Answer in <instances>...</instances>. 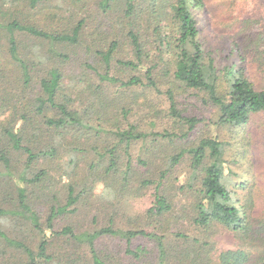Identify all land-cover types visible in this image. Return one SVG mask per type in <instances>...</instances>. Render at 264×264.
Instances as JSON below:
<instances>
[{
	"label": "trees",
	"instance_id": "obj_1",
	"mask_svg": "<svg viewBox=\"0 0 264 264\" xmlns=\"http://www.w3.org/2000/svg\"><path fill=\"white\" fill-rule=\"evenodd\" d=\"M255 1L0 0V264H264Z\"/></svg>",
	"mask_w": 264,
	"mask_h": 264
},
{
	"label": "rangeland",
	"instance_id": "obj_2",
	"mask_svg": "<svg viewBox=\"0 0 264 264\" xmlns=\"http://www.w3.org/2000/svg\"><path fill=\"white\" fill-rule=\"evenodd\" d=\"M215 3V2H213ZM213 5V4H212ZM254 10L251 11L250 13H245L244 16H254L256 18H258V20H260V24L261 26L264 28V0H256L254 3ZM211 9L213 10V14L211 17V20L215 21V17L219 12V9L217 8V5L214 4L213 7H211ZM215 28V27H214ZM216 30V28H215ZM210 31V30H209ZM212 44H214V42H211ZM140 99L143 97L139 94ZM183 98H185L184 100V106H185V112L187 114H192V115H197L198 117H204L206 119V121L203 124H200V126L196 129L193 130L190 138L195 139L196 137L202 135V134H207V133H211V134H215L216 132V125L213 124V120H214V113L211 109H209L206 106H202L201 103L199 102V99H197V97L195 95H193V93L191 92V90H187L185 91L183 94L178 96V102L179 103H183ZM152 106L155 105L157 107H165L166 103L164 98H158V97H153V103L151 104ZM162 115H164V113H160L159 118L157 119V123L160 122ZM164 120V118H163ZM171 126H169V129ZM228 132L226 130H223L222 132H220V135L223 137H227L228 138ZM251 133L252 137L254 140H251L250 143V147H251V154L249 155V160L245 161L244 165H234L232 166L234 172H236L237 177H242L245 174H248L250 176V172H252V170H254V172H256L257 174V179H258V183H261L263 181L262 179V175L260 174V163L259 161L255 162V157L258 154V148H259V133H258V129L255 130V128H251ZM251 137V138H252ZM241 149V147L239 148V150ZM235 150V149H234ZM253 160V162H252ZM255 163L254 167H251V164ZM101 188L100 183L96 184V190H99ZM135 198V199H134ZM131 199H133L132 201H134V203L131 205V209L133 208L132 211H130L131 215L135 214L134 211L139 212L142 211L143 207L145 206V201L144 198L142 197H131ZM131 201V202H132ZM141 209V210H139ZM139 210V211H138ZM80 215H78L79 217ZM81 224L83 226H87V220L81 219ZM65 221H63L64 223ZM97 222H100V220H97ZM62 223V224H63ZM216 240H217V247L221 248V249H229V248H233L235 245V239L234 237L228 233V232H222L220 234H218L216 236ZM105 243L107 245H109L111 247V240H107L105 241Z\"/></svg>",
	"mask_w": 264,
	"mask_h": 264
}]
</instances>
